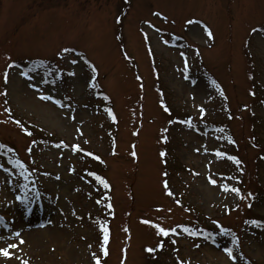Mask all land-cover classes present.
Returning a JSON list of instances; mask_svg holds the SVG:
<instances>
[{"label": "rangeland", "instance_id": "1", "mask_svg": "<svg viewBox=\"0 0 264 264\" xmlns=\"http://www.w3.org/2000/svg\"><path fill=\"white\" fill-rule=\"evenodd\" d=\"M166 33L203 51L202 62L182 42L183 51L160 46ZM68 47L99 70L105 111L82 56L61 60L75 75L50 74ZM23 60L24 68L8 67ZM185 62L201 84L183 80ZM29 68L31 79L21 75ZM161 101L165 115L180 114L177 127ZM26 126L51 140L33 146ZM222 137L237 143L228 150L245 163L239 184L222 175ZM76 144L103 161L85 159ZM225 186L240 187L244 198ZM258 187L264 191V0H0V249L18 245L0 264H264ZM156 225H177V243L159 237ZM215 225L228 231L201 243L199 227ZM104 228L114 233L107 257ZM157 237L164 251L148 252Z\"/></svg>", "mask_w": 264, "mask_h": 264}, {"label": "snow or ice", "instance_id": "2", "mask_svg": "<svg viewBox=\"0 0 264 264\" xmlns=\"http://www.w3.org/2000/svg\"><path fill=\"white\" fill-rule=\"evenodd\" d=\"M154 15H156V16H160L161 14H160V13H154ZM165 19H166V18H165ZM118 22H120V21L118 20ZM187 23H188V24H191V25H198L200 22H199V21H194V20H189ZM254 31H255V32H259V31H261V30H259V29H254ZM208 35L211 36L212 33H211V32H208ZM145 39H147V35H146V34H145ZM65 51H68V50L66 49ZM186 66H187V65H186V62H185V67H186ZM10 67H12V65H10ZM17 67H18V66H17ZM32 71H35V68H29L28 71H23V72H21V75L25 76L26 78L31 79V77L29 76V72H32ZM93 71H95V69H93ZM4 75H5V82H7V73H5ZM69 75H75V73H69ZM92 86L95 87L96 85L93 83ZM3 94L6 95L7 93L5 92V93H3ZM40 98H41V99H51V97H44V96H41ZM105 99H107V97H105ZM55 103H57V104L60 105L61 107L64 106V105L60 104L59 101H55ZM165 111H168V109L165 108ZM200 112L203 113V112H204V109L201 108V109H200ZM113 119H115L114 116H113ZM16 123H17L18 125L20 124L19 121H16ZM189 123H190V122H189ZM21 127H22V126H21ZM26 134L30 136V135H31V132H27ZM60 146H61V145H56V147H60ZM64 146L67 147V145H64ZM28 151L31 152V149H28ZM73 151H77V152H79V151H83V149H81L80 145L76 144V145H73ZM85 155L92 156L93 154L90 153V152H88V153H85ZM133 155H135V153H133ZM161 155H164V153H161ZM216 155H217V156H222L223 154L217 152ZM93 158H94V159H97V160L100 159L99 157H95V156H94ZM228 159L233 160L237 165L240 164V161H239L238 159L234 158V157H228ZM21 167H23V165H21ZM90 175H94V174L90 173ZM58 178H59V177H57V179H58ZM97 179L99 180L100 178L97 177ZM100 182L104 185L105 188L108 187V184H107L106 181L101 180ZM212 183L215 184V181L213 180ZM164 187H165L166 190L168 189V184H167L166 181H165V183H164ZM225 191H232V192H234L237 196H240L241 199L244 198V197L241 195L240 190H239L238 188L229 189V188H227V186H225ZM167 194H168L169 196L173 195V193H172L171 191H168ZM251 195H252L251 193L248 194V196H251ZM248 206L251 207V204H249ZM109 207H111V206L109 205ZM143 223H144V224H149L150 221L145 220V221H143ZM155 227L158 229V232H157L158 235H160V234H163L164 236L169 235L168 231H166L164 228H161L159 225H156ZM174 231H175V230H173V232H174ZM184 231H188V230H187V229H184ZM103 232H104V236H103V244L105 245V247L102 248V251H103L104 256L107 257V255H108L109 253H108V249H107L106 245H107L108 242H109V236H110V233H109V230H108L107 228H104V229H103ZM15 235H16V236H19L20 233L17 232ZM20 243L22 244V243H24V241H23V240H20ZM173 243H175V241H173ZM17 247H18L17 244H10V245H8L7 248H2V249H0V256H3L5 259H11V258H12V252H11V249H14V248H17ZM159 247H160V248H163V243H161V244L159 245ZM147 251H148V252H153L154 249H152V248H148ZM227 255L229 256V258L235 260V256L233 255L231 249H227ZM24 264H27V261H25ZM96 264H100V260H99V259L96 260Z\"/></svg>", "mask_w": 264, "mask_h": 264}, {"label": "bare ground", "instance_id": "3", "mask_svg": "<svg viewBox=\"0 0 264 264\" xmlns=\"http://www.w3.org/2000/svg\"><path fill=\"white\" fill-rule=\"evenodd\" d=\"M30 107H32V108H38L37 107V103H35V101L34 100H32V99H29V104H28ZM40 106V105H39Z\"/></svg>", "mask_w": 264, "mask_h": 264}]
</instances>
